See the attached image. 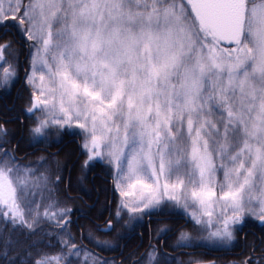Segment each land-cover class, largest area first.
<instances>
[{
    "label": "snow or ice",
    "instance_id": "snow-or-ice-1",
    "mask_svg": "<svg viewBox=\"0 0 264 264\" xmlns=\"http://www.w3.org/2000/svg\"><path fill=\"white\" fill-rule=\"evenodd\" d=\"M0 99V264H264V0H0Z\"/></svg>",
    "mask_w": 264,
    "mask_h": 264
},
{
    "label": "trees",
    "instance_id": "trees-1",
    "mask_svg": "<svg viewBox=\"0 0 264 264\" xmlns=\"http://www.w3.org/2000/svg\"><path fill=\"white\" fill-rule=\"evenodd\" d=\"M12 95H15V90H13ZM4 103L3 99H0V104ZM54 147H52L49 152L54 151L52 150ZM29 151H31V149H29ZM56 153V152H55ZM45 155H47V153H44ZM32 159V158H30ZM95 173H90L89 174V187L92 186V183H101V181L97 178V179H91V177L94 175ZM111 197V193H109V198ZM85 199L87 200V197H85ZM145 243H147V239H145L144 241ZM140 241L139 239H137L134 236V240L129 244V247H135L137 244H139ZM132 244V245H131ZM239 250V251H238ZM238 251V253H236ZM125 254H127L125 252ZM101 255L108 257V258H117L119 260V253L118 252H103L101 253ZM175 255H177L181 260H189V259H203V260H216L217 264H234L235 261L239 260V259H245L246 255H245V250L242 247H236L234 249H232L231 251L228 252H224V251H209L206 249H183L177 253H175Z\"/></svg>",
    "mask_w": 264,
    "mask_h": 264
},
{
    "label": "rangeland",
    "instance_id": "rangeland-1",
    "mask_svg": "<svg viewBox=\"0 0 264 264\" xmlns=\"http://www.w3.org/2000/svg\"><path fill=\"white\" fill-rule=\"evenodd\" d=\"M26 56H27V49H22L19 53V60H20V64H21V69H23V67H25V59H26ZM21 75H23V71L21 70ZM52 150L54 151H58V148L57 147H54ZM61 159H63V157H61ZM118 196V194H117ZM239 251V250H238ZM238 251L236 253H238Z\"/></svg>",
    "mask_w": 264,
    "mask_h": 264
},
{
    "label": "flooded vegetation",
    "instance_id": "flooded-vegetation-1",
    "mask_svg": "<svg viewBox=\"0 0 264 264\" xmlns=\"http://www.w3.org/2000/svg\"><path fill=\"white\" fill-rule=\"evenodd\" d=\"M59 150V149H58ZM55 152H57V151H51V153H55ZM96 176V174H94L92 177H91V179L93 180V178ZM109 199H111V197L109 198ZM89 203H91V201H88ZM134 240V236H132L131 238H129L127 241H126V243L129 245L132 241ZM132 245V244H131ZM119 257V256H118ZM119 259H120V257H119ZM214 260V259H213ZM215 262H216V260H215ZM217 264V263H216Z\"/></svg>",
    "mask_w": 264,
    "mask_h": 264
},
{
    "label": "water",
    "instance_id": "water-1",
    "mask_svg": "<svg viewBox=\"0 0 264 264\" xmlns=\"http://www.w3.org/2000/svg\"><path fill=\"white\" fill-rule=\"evenodd\" d=\"M212 261H215V260H212Z\"/></svg>",
    "mask_w": 264,
    "mask_h": 264
}]
</instances>
